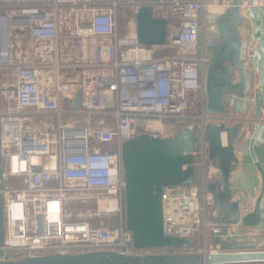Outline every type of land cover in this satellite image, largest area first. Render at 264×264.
<instances>
[{
	"label": "built area",
	"instance_id": "obj_1",
	"mask_svg": "<svg viewBox=\"0 0 264 264\" xmlns=\"http://www.w3.org/2000/svg\"><path fill=\"white\" fill-rule=\"evenodd\" d=\"M230 4L0 0V73L14 77L13 83L1 85L0 100L4 258L94 250L177 251L133 246L132 231L125 225L122 143L142 132L175 135L184 127L198 137L197 179L164 186L163 230L170 236H201L199 250L219 249L209 240L220 225L207 218L212 195L206 188L205 126L242 121V139L252 134L255 123L264 124V111L255 117L205 110V16ZM144 5L152 6L155 17L168 19L165 45L139 42L136 12ZM124 16L129 20L122 32ZM21 33L35 41L77 39L79 46L68 55V42L57 43L53 58L25 60L18 52ZM169 48L175 53H161ZM79 93L82 106L76 108ZM13 178L17 184L7 185ZM77 200L95 203L89 214L95 223L71 217L68 204Z\"/></svg>",
	"mask_w": 264,
	"mask_h": 264
},
{
	"label": "water",
	"instance_id": "obj_2",
	"mask_svg": "<svg viewBox=\"0 0 264 264\" xmlns=\"http://www.w3.org/2000/svg\"><path fill=\"white\" fill-rule=\"evenodd\" d=\"M247 2L231 0L221 11L205 16L208 113L226 115L231 111L244 116L249 112L258 117L264 111V3ZM136 28L141 44L167 43L169 21L155 17L151 5L136 12ZM73 106H82L81 93ZM243 126L242 121L208 122L205 126L206 188L212 195L207 218L220 225L213 235L217 251L195 250L194 238L166 235L163 230L164 186L192 184L197 179L194 151L198 137L184 127L175 135L142 132L122 143L125 225L132 231L133 246L177 251L127 254L94 250L4 258L0 248V264H264V249L257 248L258 242L248 241L250 231L264 241V124L255 123L252 134L241 140ZM2 170L0 131V189ZM236 191L238 198L234 199ZM249 198L254 200L253 206L241 214V209L248 208ZM3 205L0 192V246L4 243ZM234 224L239 226L229 233V225Z\"/></svg>",
	"mask_w": 264,
	"mask_h": 264
},
{
	"label": "crops",
	"instance_id": "obj_3",
	"mask_svg": "<svg viewBox=\"0 0 264 264\" xmlns=\"http://www.w3.org/2000/svg\"><path fill=\"white\" fill-rule=\"evenodd\" d=\"M69 41H67L66 39H60L58 42L55 41V40H32L30 38V36L27 34V33H21L19 35V43L21 44L19 46V55L21 56L20 58L22 59H25V60H36L37 58H53L56 53H57V43L59 45H61L62 43H66ZM40 44H44L45 46H39ZM23 45V54H21L20 52V48L21 46ZM9 82L3 80V78H1V85L2 86H6ZM70 119H75L74 117H68ZM77 120H83L84 118L82 117H77L76 118ZM51 122H53L52 120H50ZM242 140V139H241ZM241 140H239V142H241ZM238 156L241 157L242 156V152H237ZM238 198V192L236 191L235 192V195H234V199ZM253 202L254 200L250 199L249 198V206L247 209L245 210H242L241 209V214H244L246 212H248L249 210H251L252 206H253ZM241 206H242V203H241ZM239 225L238 224H234V225H229L228 227V232L231 233L235 228H237ZM249 235H250V238L248 239V241L250 242H258L257 244V248L259 249H264V241H261L256 237L255 233L253 232H249ZM199 236V235H198ZM198 240V244H195V250H199L200 248H202L203 246V242H202V239L201 238H194V240ZM210 242H213V237H211L210 239ZM196 243V242H195Z\"/></svg>",
	"mask_w": 264,
	"mask_h": 264
},
{
	"label": "rangeland",
	"instance_id": "obj_4",
	"mask_svg": "<svg viewBox=\"0 0 264 264\" xmlns=\"http://www.w3.org/2000/svg\"><path fill=\"white\" fill-rule=\"evenodd\" d=\"M125 10V12H127V14H131L132 13V9L131 8H125L124 9ZM128 17L129 16H124V17H122L121 18V21H120V29H121V31L122 32H125V31H127V27H128ZM77 39H72V41H69V48H68V50H66V54H74V53H76V49L78 48V43H79V41H76ZM39 46H45L44 44H40ZM24 47H23V45L21 46V54H23L24 52H23V49ZM161 53H163V54H173V53H175V49H172V48H169V49H165V50H161ZM43 60V58L42 57H40V58H37L35 61H38V62H40V61H42ZM1 78H3V80H5V81H7V82H9V83H13V81H14V77H13V75H12V73L10 72H7V71H4V72H2L1 73ZM65 104H67L66 102H65ZM17 184V180L16 179H10L8 182H7V185H11V186H14V185H16ZM4 185H5V183H4ZM95 207H96V205H95V203H93V202H90V203H86V202H82V201H79V200H77V201H71L69 204H68V211H69V213H70V215H71V217L73 218V219H78V218H85V219H88L90 222H93V223H95L96 222V220L94 219V218H92V217H90V213L92 212V211H94V209H95ZM200 238H201V236H200ZM202 239V238H201Z\"/></svg>",
	"mask_w": 264,
	"mask_h": 264
},
{
	"label": "bare ground",
	"instance_id": "obj_5",
	"mask_svg": "<svg viewBox=\"0 0 264 264\" xmlns=\"http://www.w3.org/2000/svg\"><path fill=\"white\" fill-rule=\"evenodd\" d=\"M256 2H258V3H264V0H256ZM248 2H247V0H245V4H247ZM254 76V75H253ZM102 205L104 206L105 204L104 203H102Z\"/></svg>",
	"mask_w": 264,
	"mask_h": 264
},
{
	"label": "trees",
	"instance_id": "obj_6",
	"mask_svg": "<svg viewBox=\"0 0 264 264\" xmlns=\"http://www.w3.org/2000/svg\"><path fill=\"white\" fill-rule=\"evenodd\" d=\"M196 237L200 238V236H198V235ZM195 242H196L195 244H198V240L197 239L195 240Z\"/></svg>",
	"mask_w": 264,
	"mask_h": 264
}]
</instances>
